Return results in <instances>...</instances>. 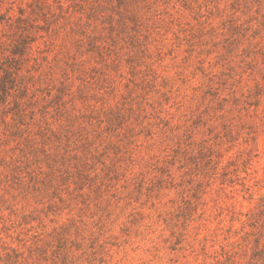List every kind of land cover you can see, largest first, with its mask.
Segmentation results:
<instances>
[{
	"label": "rangeland",
	"instance_id": "rangeland-1",
	"mask_svg": "<svg viewBox=\"0 0 264 264\" xmlns=\"http://www.w3.org/2000/svg\"><path fill=\"white\" fill-rule=\"evenodd\" d=\"M0 264H264V0H0Z\"/></svg>",
	"mask_w": 264,
	"mask_h": 264
}]
</instances>
